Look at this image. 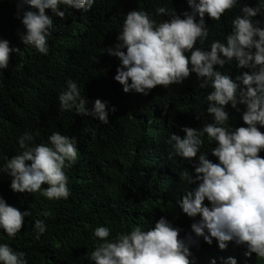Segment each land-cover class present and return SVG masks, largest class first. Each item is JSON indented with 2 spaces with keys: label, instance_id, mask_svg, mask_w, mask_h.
<instances>
[{
  "label": "clouds",
  "instance_id": "obj_1",
  "mask_svg": "<svg viewBox=\"0 0 264 264\" xmlns=\"http://www.w3.org/2000/svg\"><path fill=\"white\" fill-rule=\"evenodd\" d=\"M96 0H18L17 19L24 32L21 41L34 47L40 54L50 52L49 40L53 38L52 16L64 19L69 10L88 12ZM241 0H187L190 11L181 15L175 9L159 6L155 15L167 17L157 21L144 10L130 11L118 31L117 43L103 49L120 65L114 79L122 85L124 93L134 92L147 96L157 86L184 83L192 74L203 81L201 89L212 91L206 97V113L211 122L200 129L183 127L184 136L172 133L167 140L168 159L180 158L194 169L185 168L180 177L187 186L178 207L194 219L190 231L181 237L182 229L162 216L147 230L134 226L129 232L111 236L109 227L94 230L97 242L88 253L91 264H192L191 248L197 247L201 238L208 245L214 240L220 250L229 242L245 249V256L264 259V0L256 7ZM27 8L28 10H25ZM239 8L240 14L232 20V30L205 47L210 34L206 17L220 21L226 12ZM51 12V16L47 12ZM199 43V47H197ZM10 42L0 39V71L7 69L10 55L19 52ZM235 65L237 70L247 69L233 79L225 66ZM219 68V70H217ZM61 111L75 112L78 116L98 119L109 124L107 102L97 99L91 110L89 101L81 95L78 84L72 79L59 94ZM240 112L246 127L230 123L228 106ZM204 115L201 113L197 116ZM207 138L209 153L202 151ZM20 153L5 157L0 174L11 177V190L16 193H41L48 200H67L71 195L66 171L79 162L77 140L53 132L47 142L37 144L31 132L18 139ZM48 185L43 189L42 185ZM43 189V190H42ZM208 202L207 204L205 202ZM47 216L48 213H43ZM31 212H21L0 198V232L15 238L21 232L25 217ZM37 239L48 228L44 220H36ZM0 264H28L24 252L15 251L0 243ZM211 264H216L213 259ZM224 264H238L229 257Z\"/></svg>",
  "mask_w": 264,
  "mask_h": 264
},
{
  "label": "trees",
  "instance_id": "obj_2",
  "mask_svg": "<svg viewBox=\"0 0 264 264\" xmlns=\"http://www.w3.org/2000/svg\"><path fill=\"white\" fill-rule=\"evenodd\" d=\"M17 3L0 0V39L20 50L10 55L7 69L0 71V167L5 157L20 153L18 139L25 132L33 133L37 144L47 142L57 131L74 137L80 158L66 171L71 190L67 200L13 192L11 177L0 174V198L21 212H31L15 238L0 232V243L24 252L28 264H91L87 254L94 250L98 226L109 227L112 238L134 226L147 230L167 216L182 229L183 237L195 221L183 214L176 202L195 185L187 186L180 173L185 168L190 172L194 169L178 157L168 159L167 140L172 133L183 137V127L200 129L211 122L206 97L212 90L201 89L203 81L192 74L182 84L167 89L157 86L147 96L126 94L114 79L120 61L102 51L117 43L118 31L130 11L144 10L161 21L167 17L156 16L155 9L164 6L183 18V13L190 11L187 0H96L88 12L69 10L71 15L66 13L64 19L53 15L47 56L22 43L24 28L16 18ZM245 4L256 7L257 0H241L240 7ZM47 14L51 16L50 11ZM238 14L236 8L218 22L206 17L210 34L205 47L229 34ZM255 19L264 21V17ZM224 71H230L234 79L248 70H237L233 64ZM68 79L78 84L81 95L89 101V110L97 99L107 102L109 110L116 108L115 113L110 111L109 124L61 111L58 97ZM238 107L240 112L228 106L230 123L246 127L244 106ZM201 113L204 115L197 119ZM204 140L201 150L218 163L210 155L215 145H209L206 137ZM260 155L264 157V151ZM47 187L42 185L45 190ZM36 220H44L48 228L39 239ZM191 252L192 264H211L213 259L224 264L229 257L236 258L238 264H264V259L255 254L246 257L245 249L231 242L226 250H220L215 240L208 245L201 238Z\"/></svg>",
  "mask_w": 264,
  "mask_h": 264
}]
</instances>
